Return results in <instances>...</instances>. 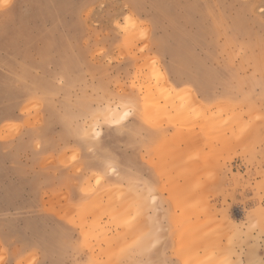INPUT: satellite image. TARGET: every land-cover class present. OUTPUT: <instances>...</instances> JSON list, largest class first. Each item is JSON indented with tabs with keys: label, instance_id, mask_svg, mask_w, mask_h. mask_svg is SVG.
<instances>
[{
	"label": "rangeland",
	"instance_id": "rangeland-1",
	"mask_svg": "<svg viewBox=\"0 0 264 264\" xmlns=\"http://www.w3.org/2000/svg\"><path fill=\"white\" fill-rule=\"evenodd\" d=\"M0 264H264V0H0Z\"/></svg>",
	"mask_w": 264,
	"mask_h": 264
},
{
	"label": "bare ground",
	"instance_id": "bare-ground-1",
	"mask_svg": "<svg viewBox=\"0 0 264 264\" xmlns=\"http://www.w3.org/2000/svg\"><path fill=\"white\" fill-rule=\"evenodd\" d=\"M124 30H125V29H124ZM126 31H127V30H126ZM117 112H118V111H116V110H114V109L111 110V113H113V116H114V117H115V115H117ZM122 112H123L122 116L125 117V118H126L127 116H125L124 114H125V113H128V114H129V111H126L125 109H124ZM113 116H112V117H113ZM192 232H193V231H192ZM192 232H191V233H192ZM195 234H196V233H195ZM227 239H228V238H227ZM196 240H197V238H196ZM200 241H201V240H200ZM199 243H200V242H199ZM208 255H209V254H208Z\"/></svg>",
	"mask_w": 264,
	"mask_h": 264
},
{
	"label": "snow or ice",
	"instance_id": "snow-or-ice-1",
	"mask_svg": "<svg viewBox=\"0 0 264 264\" xmlns=\"http://www.w3.org/2000/svg\"><path fill=\"white\" fill-rule=\"evenodd\" d=\"M124 115L127 116L128 113H125ZM122 118H123V117H121V119H122ZM113 122H114V123H119L120 121H119V120H114Z\"/></svg>",
	"mask_w": 264,
	"mask_h": 264
}]
</instances>
